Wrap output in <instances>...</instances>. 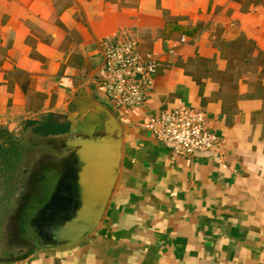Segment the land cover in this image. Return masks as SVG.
Returning a JSON list of instances; mask_svg holds the SVG:
<instances>
[{
  "label": "crops",
  "instance_id": "0c3cea01",
  "mask_svg": "<svg viewBox=\"0 0 264 264\" xmlns=\"http://www.w3.org/2000/svg\"><path fill=\"white\" fill-rule=\"evenodd\" d=\"M123 33L157 60L140 109L97 90L101 42ZM89 98L121 128L97 230L0 264H264V0H0V128L68 121ZM182 107L205 113L217 152L174 157L142 127Z\"/></svg>",
  "mask_w": 264,
  "mask_h": 264
},
{
  "label": "water",
  "instance_id": "95a60500",
  "mask_svg": "<svg viewBox=\"0 0 264 264\" xmlns=\"http://www.w3.org/2000/svg\"><path fill=\"white\" fill-rule=\"evenodd\" d=\"M84 103L70 109L67 132L32 134L35 152L24 168L33 188L19 194L16 209L17 240L31 248L18 260L79 245L102 220L117 177L121 128L109 110L90 98Z\"/></svg>",
  "mask_w": 264,
  "mask_h": 264
},
{
  "label": "built area",
  "instance_id": "2783aa9c",
  "mask_svg": "<svg viewBox=\"0 0 264 264\" xmlns=\"http://www.w3.org/2000/svg\"><path fill=\"white\" fill-rule=\"evenodd\" d=\"M101 53L103 65L95 77L99 93L115 108L140 109L157 70L155 56L140 53L137 42L127 33L104 39ZM142 127L174 157L193 159L220 149V138L208 130L206 115L200 110L182 107L162 111L147 118Z\"/></svg>",
  "mask_w": 264,
  "mask_h": 264
},
{
  "label": "trees",
  "instance_id": "16d2710c",
  "mask_svg": "<svg viewBox=\"0 0 264 264\" xmlns=\"http://www.w3.org/2000/svg\"><path fill=\"white\" fill-rule=\"evenodd\" d=\"M23 128L29 129L32 134L38 137H45L52 134H61L67 132L69 122L62 116L55 114H46L38 121H26ZM18 160V163L16 162ZM28 160L24 147H19L4 128H0V207H4L7 213H11V208H7L11 204V200L17 193V188L12 183L14 176L12 172L17 169L24 172L23 186L24 190H28L29 176H25L24 162ZM23 162V167H22ZM16 193V194H15ZM19 195V194H18ZM3 204V206H2Z\"/></svg>",
  "mask_w": 264,
  "mask_h": 264
},
{
  "label": "flooded vegetation",
  "instance_id": "af4514ba",
  "mask_svg": "<svg viewBox=\"0 0 264 264\" xmlns=\"http://www.w3.org/2000/svg\"><path fill=\"white\" fill-rule=\"evenodd\" d=\"M29 131H27L28 133H27L26 136H24L21 140L17 141L19 147H24L25 148V152H26L27 157H28V160H26L24 162V164L29 163L32 160L33 153L35 152V149L31 145V143H32V133L29 132ZM16 162L18 163V160ZM24 164L22 162V167H23ZM12 175L14 176V179L12 180V183L17 188V190L15 191L17 193V195L25 192V191H23L25 186H22V184L19 186V183H20L19 181H21V183L23 182V180H20V178L22 177V175H24V172H19L17 169H14V171L12 172ZM31 186L32 185L29 182V186H28L29 188L28 189H29L30 192H31L30 189L33 188V186L32 187ZM7 208H9V207H7ZM12 213L13 212H11L10 215H9L7 213V210L5 209V206L2 207V208L0 207V227L4 224V220L7 221V219L12 217L13 215H15V218H14V219H16L15 221H17V222L19 221V213H18V211H16V209H15L14 213L13 214ZM11 241H12V239H11ZM30 248H31L30 243L18 242V240L14 241V244H12V245H9V242L5 243V244L1 243L0 244V261L11 260L14 257H15L14 260L15 259H19L24 254L28 253L30 251Z\"/></svg>",
  "mask_w": 264,
  "mask_h": 264
},
{
  "label": "rangeland",
  "instance_id": "374dc122",
  "mask_svg": "<svg viewBox=\"0 0 264 264\" xmlns=\"http://www.w3.org/2000/svg\"><path fill=\"white\" fill-rule=\"evenodd\" d=\"M2 128H4L6 130V132L16 141L21 140L24 136L27 135V133H28L27 131H29V129L23 128V126L21 128H19V130H17V131L8 130L5 127H2ZM32 140H33V138H32ZM21 178L23 179V177H21ZM21 178H20V180H22ZM19 182H20L19 183V186H20L22 183H21V181H19ZM22 186H23V184H22ZM19 205H20V203L18 202V195H15L13 197V199L11 200V204L9 206V208H11V212L14 213V210L17 209ZM2 206H3V204H2ZM14 218H15V215H13L9 219H7V221L4 220V224L0 227V241L2 240L0 242V244L1 243L5 244V243L9 242V245H12V244H14V241L17 240V238H16L17 237L16 236V227H17L16 225L17 224L16 223H18V222L15 221L16 219H14ZM11 239H12V241H11ZM14 258H12L11 260H14Z\"/></svg>",
  "mask_w": 264,
  "mask_h": 264
}]
</instances>
